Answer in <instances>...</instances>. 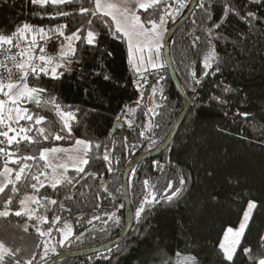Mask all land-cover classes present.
Here are the masks:
<instances>
[{"label":"trees","instance_id":"trees-1","mask_svg":"<svg viewBox=\"0 0 264 264\" xmlns=\"http://www.w3.org/2000/svg\"><path fill=\"white\" fill-rule=\"evenodd\" d=\"M205 2L210 6L212 20L205 23L206 17L198 3L171 43L173 63L192 99L186 117L169 147L156 157L141 161L132 172L130 194L134 212L147 192L152 191L153 185L159 202L153 203L139 221L135 217L133 228L120 244L103 252L71 257L59 264H162L164 260L176 264L183 257H194V264H254L255 259L264 258V241L261 240L264 237V0ZM225 4L234 7L239 15L226 12ZM80 6L65 4L41 8L34 6L31 0H0V34L10 35L17 26L29 24L45 29L67 25L65 34L70 35L87 24V17L76 14ZM82 6L92 8L94 3L83 0ZM247 11L255 12L260 19L249 25L241 19ZM58 12L73 15L58 16ZM139 14L143 18L148 13L140 9ZM177 19L175 16L168 19L167 27ZM215 24L219 27L213 28V35L222 37L213 38L220 70L215 71L217 65L214 64L204 75L202 59L207 45L203 42L208 38L205 30ZM96 30L100 33L97 45L91 47L78 43L74 60L79 62H74L68 71L60 69L64 73L62 77L51 79L41 75L38 80L31 76L28 79L31 86L47 89L46 98L56 97L65 110L75 113L71 138L45 142L37 137L40 143H22L18 155L38 156L43 147L71 146L75 139L81 138L108 145L113 171L107 170L102 158H93L85 172L97 173L95 179L81 180L70 190L60 187L57 190L59 195L50 188L41 190L42 195L64 202V209L57 214L66 218L74 228V235L63 245L57 244L60 237L53 231L50 248L54 245L56 251L49 250L45 261L40 260V255L43 254L42 239L47 238H41L35 232L32 227L35 221H29L26 216L0 217V241L13 250L19 249L16 258L22 261L36 253L34 264H47L65 249L95 246L117 237L126 220L122 193L126 165L134 156L160 144L183 107V98L170 78L165 61L162 69H151L144 74L148 81L144 84L128 62L126 43L113 38L102 26L97 25ZM196 37H200V41H196ZM190 68H194L199 84H193L189 77ZM138 82L143 84L139 90ZM153 84L157 88L153 108L158 115L153 114L154 127L140 138L138 133L145 130L147 123L144 112L149 108ZM225 88L231 91L224 93ZM141 93L144 99L137 108L136 101ZM214 97H223L227 103H218ZM27 106L47 117L41 126L53 132L62 127L53 111ZM129 108L136 111L129 115ZM237 113L249 115L245 118ZM117 117H120L119 121ZM128 119L134 121L131 128L127 126ZM117 123L122 125L112 133ZM125 137L128 138L127 147L124 146ZM92 155L95 156V149ZM100 155L102 157L103 147ZM153 161H158L163 168L154 169ZM69 174L75 175L71 171ZM180 175L186 180L183 192L171 201L161 199L168 181H172L175 187ZM145 179L149 181L147 190L143 185ZM17 187L20 191L10 206L12 211L18 210L19 199L31 192L20 184ZM10 188L11 185L6 194H0V210H3ZM66 194L72 198L64 200ZM98 197L99 209L95 207ZM249 199H254L257 207L233 261L227 262L218 247L220 239L228 227L240 224ZM52 207L56 209L58 205ZM104 211H115L119 222L108 220L106 225L101 221L88 223L93 214L102 215ZM47 215L51 220L52 212ZM43 227L46 229L47 225ZM82 232L84 235L81 236ZM38 244L40 248H37ZM249 247L250 256L243 251ZM5 259L7 264H13L12 258Z\"/></svg>","mask_w":264,"mask_h":264},{"label":"snow or ice","instance_id":"snow-or-ice-1","mask_svg":"<svg viewBox=\"0 0 264 264\" xmlns=\"http://www.w3.org/2000/svg\"><path fill=\"white\" fill-rule=\"evenodd\" d=\"M82 2L83 0H31L34 6L39 5L41 8L47 5L81 4L76 14L87 17V24L77 28L70 35L65 34L67 25H58L54 28L45 29L44 27L29 24L17 26L10 35L0 34V53L4 55V59L0 60V68H6L9 75L7 82H4L2 77H0V97H3L0 98V160H2V167H0V178H2L0 179V194H6V189H9V185H11L10 194H7V199L3 204V210H0V217L6 218L9 215H15L16 217L26 216L29 221H35L32 225L35 232L39 237L47 238L42 239L43 254L40 255L41 261H45L49 250L52 252L56 251L54 245L50 248L53 231L59 234L60 238L57 240V244L60 245H63L66 240L74 235V230L70 226L69 221L57 214L64 209V202L58 201V199L49 195H42L41 190L50 188L59 195L57 190L60 187L70 190L76 184H79L81 180L86 182L89 177L95 179L97 173L85 172L86 167L89 166L93 158H102L107 170L112 172L113 158L110 155L111 149L108 145L102 146L99 142L94 143L81 138L75 139L74 144L70 147H43L39 149L38 156L18 155L22 143L27 142L28 145L40 143L37 137L45 142L50 139L55 141L70 139L73 131L72 123L76 121V115L73 111L65 110L54 96L46 98L44 94L47 89L31 86L28 83L29 77L31 76L37 80L40 79L41 75L51 79L62 77L64 73L60 69L68 71L74 62H79L78 59L74 60L78 43L83 42L84 45L91 47L97 45L100 33L96 30V26L99 25L106 29L113 38L122 39L126 43L129 64L140 75L143 83L147 84V77L144 74L148 72V69L157 70L164 67L160 57L164 46L163 33L166 31L165 26L168 19L179 14L180 10L186 7V0H141L136 10L111 2V0H89L90 3H94L92 8L83 7ZM198 6L206 17L205 23L210 22L212 20L210 6L206 5L205 0H200ZM224 8L226 12H236L239 15L237 10L228 4H225ZM140 9L144 13H148L143 18L139 14ZM149 9L152 11L149 12ZM56 15L69 16L73 15V13L58 12ZM241 19L246 20L251 25L253 21L259 20L260 17L253 11H247L241 16ZM218 27L219 24H215L205 30L208 38L203 42L207 45L202 59L204 75L208 74L207 70L211 69L214 64L217 65L215 71L218 72L220 70L218 66L219 57L213 46V38H222L219 35H213V28ZM53 35L59 42V49L55 55H45L46 48L40 41L47 44L52 40ZM195 40L200 41V37H196ZM13 48L16 49L14 54L12 53ZM37 49H39L38 53ZM6 61H10L20 72L19 79L15 82L11 80L12 69L8 67ZM189 77L193 84L200 83L194 68L189 69ZM160 79H163V77H160ZM158 83L159 80L156 81V84ZM142 87L143 84L138 82V90ZM156 91V85H151L150 100L155 96ZM230 91V88L224 89V93ZM143 99L144 95L141 93V96L136 101L137 108H140ZM214 99L221 104L227 103L223 97H214ZM27 105H34L35 109L38 110L53 111L62 125L60 130L53 132L51 129L41 126L45 124L47 117L41 115L39 111L30 109ZM135 111L136 109L129 108L128 114L131 115ZM153 114L158 115L153 107H149L144 112L147 123L144 125L145 130L138 133L140 138H144L146 131H150L154 127L152 122ZM237 114L245 118L249 115L248 113ZM117 120L119 121L120 117H117ZM21 121L25 123L22 124ZM126 123L129 128L134 126V121L131 119H128ZM30 133L32 134L30 135ZM61 133H67V135H62ZM14 145L15 150H13ZM124 146H128L127 137L124 138ZM102 147L103 155L101 157L100 150ZM94 149L95 156L92 155ZM9 165H15L16 167H10ZM153 167L154 169H162L163 165L158 161H153ZM70 171L75 175H70ZM81 174L84 175L82 176ZM18 184L30 189L31 192L19 199V209L12 211L10 206L13 204L14 197L20 191L17 187ZM185 184L186 180L183 175L179 176L178 184L175 187L172 181H168L160 198L167 201L173 200L183 192ZM143 185L145 190H147L149 181L145 179ZM105 191H107L106 188ZM157 195L155 185H153L152 191L147 192L136 209L135 217L138 221L148 207L153 203L159 202ZM71 198V195L68 194L64 196V200H70ZM97 199L98 202L95 207L99 209L101 204L99 203V197ZM32 205H35V207H32ZM56 205H58V208L54 209L52 206ZM256 207L255 201H249L239 227L237 229L232 227L226 229L223 239L218 245L225 261H233L251 214ZM40 210H43V212ZM48 212H52L51 220H49L47 215ZM104 217H107V219H104ZM108 220L119 222L115 211H104L102 215L93 214L88 223L93 224L94 221H101L106 225ZM44 225H47L46 229L43 227ZM24 231H28L27 226H25ZM80 235L82 236L84 233L82 232ZM76 238L79 239V236ZM261 240L264 241V237H261ZM40 246L38 244L37 248H40ZM19 251V249L13 250L7 247L3 241H0V264H7L6 257L12 258L13 264H34L36 253H33L30 259L22 261L16 258ZM243 251L245 255L250 256V247L244 248ZM194 261V257H183L178 259L176 264H194ZM162 264H168V261L164 260ZM254 264H264V258L255 259Z\"/></svg>","mask_w":264,"mask_h":264},{"label":"water","instance_id":"water-1","mask_svg":"<svg viewBox=\"0 0 264 264\" xmlns=\"http://www.w3.org/2000/svg\"><path fill=\"white\" fill-rule=\"evenodd\" d=\"M199 3V0H189L187 10L185 13L180 16L173 24H171L167 28L166 35L164 37L163 41V57L164 61L168 67V71L170 74V78L176 87L177 91L180 93V95L183 98V107L178 115L176 121L170 128L169 132L165 136V138L160 142L158 146L155 148L144 152L140 153L136 156H134L126 165L124 172H123V182H122V193L124 196L125 200V212H126V220H125V225L124 228L122 229L121 233L112 239L109 242L95 245V246H90V247H83L79 249H65L55 255L53 258H51L47 264H59L61 261L71 258V257H80V256H85V255H91L99 252H103L106 250L111 249L112 247L120 244L130 233L131 229L133 228L135 224V212L133 209L132 205V200H131V194H130V182H129V177L130 174L133 172L134 168L136 165H138L141 161L150 159L153 157H156L160 153H162L167 147H169L170 143L173 141L175 136L178 133V130L180 129L186 114L188 112V109L191 105L192 99L191 96L184 86L182 80L180 79L177 70L175 68V65L172 60V55H171V43L178 32V30L188 21V19L191 17L193 12L195 11L197 5ZM148 105L149 107H153V97L148 99ZM122 123H117L113 130L112 133L117 129V127L121 126ZM106 183H104L105 186ZM149 208V207H148ZM147 208V209H148ZM146 209V210H147Z\"/></svg>","mask_w":264,"mask_h":264},{"label":"built area","instance_id":"built-area-1","mask_svg":"<svg viewBox=\"0 0 264 264\" xmlns=\"http://www.w3.org/2000/svg\"><path fill=\"white\" fill-rule=\"evenodd\" d=\"M42 45L45 46L46 48V52L45 55H53L56 51L57 48L59 47V42L56 40V37L53 35L52 40L49 41L47 44H45V42H41ZM16 52V49L13 48L12 49V53L14 54ZM4 59V55L3 53H0V60ZM19 59V58H18ZM6 63L8 64V67H10L12 69V76H11V80L13 82H15L16 80L19 79L20 76V72L18 69H16L10 61H6ZM0 77H2L4 82H7L9 80V75L7 72L6 68H0Z\"/></svg>","mask_w":264,"mask_h":264},{"label":"rangeland","instance_id":"rangeland-1","mask_svg":"<svg viewBox=\"0 0 264 264\" xmlns=\"http://www.w3.org/2000/svg\"><path fill=\"white\" fill-rule=\"evenodd\" d=\"M111 2H114V3H117V4H120V5H122V6H125V7H129V8H131V9H133V10H136L137 9V6H138V3L139 2H141V0H111ZM188 3H189V0H186V7L185 8H183V9H181L180 10V12H179V14H176V15H174L175 17H177V18H179L180 16H182L184 13H185V11L187 10V6H188ZM167 23H168V21H167ZM166 31H164V33H163V41H164V37H165V35H166V32H167V24H166ZM161 61L164 63V57H163V48H162V50H161ZM148 70H151V68H149ZM153 70V69H152ZM1 98H3V97H1ZM72 146V145H71ZM60 147H65V146H60ZM66 147H70V146H66ZM10 166V165H9ZM10 167H12V166H10ZM133 174L131 173L130 174V177H129V182H131V180H132V176ZM0 179H2V178H0ZM249 201H255L254 199H249ZM248 201V202H249ZM248 202H247V204H248ZM256 202V201H255ZM247 204H246V206H245V209H244V211L247 209ZM32 207H34V205H32ZM252 215V214H251ZM243 217V216H242ZM241 221H242V219H241ZM70 226L73 228V226H72V224L70 223ZM239 227V225L237 226V227H232L233 229H237ZM73 230H74V228H73ZM222 239H223V236H222V238L220 239V242L222 241Z\"/></svg>","mask_w":264,"mask_h":264},{"label":"flooded vegetation","instance_id":"flooded-vegetation-1","mask_svg":"<svg viewBox=\"0 0 264 264\" xmlns=\"http://www.w3.org/2000/svg\"><path fill=\"white\" fill-rule=\"evenodd\" d=\"M167 148H168V147H167ZM167 148H166V149H167ZM166 149H165V150H166ZM165 150H164V151H165ZM164 151H163V152H164Z\"/></svg>","mask_w":264,"mask_h":264}]
</instances>
